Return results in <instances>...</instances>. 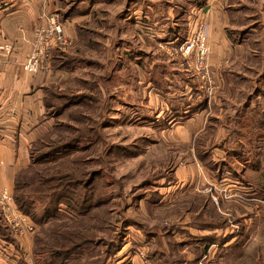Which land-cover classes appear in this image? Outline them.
<instances>
[{"label":"rangeland","instance_id":"obj_1","mask_svg":"<svg viewBox=\"0 0 264 264\" xmlns=\"http://www.w3.org/2000/svg\"><path fill=\"white\" fill-rule=\"evenodd\" d=\"M35 1L0 0V28L10 17L18 20L17 25L27 23L23 10L29 11L28 3L37 5ZM52 1L49 13L40 1L38 12L47 14L33 29L29 57L35 32L49 26L52 16L66 42L52 40L39 71L24 72L40 75L49 93L66 96L60 102L49 98L52 103L62 106L73 99L75 103L63 115L56 107H45L42 120L47 123L35 130L36 139L29 144L28 137L21 139L13 185L0 192H10L15 210L30 224L24 225L21 216L7 217L1 207L0 215L10 221L15 241L29 237L31 246L29 250L27 242L0 241L6 248L3 253L17 264L20 260L36 264L33 237L39 235L54 252L40 256L39 264H264V130L252 124L255 119L264 123V82L257 94L253 86L258 66L264 67V0H204L201 9L190 12L188 38L179 47L166 39L165 18L158 11L162 2H155L159 0L144 2L147 13L136 0ZM73 7L83 11L63 21L62 13L69 14ZM145 20L154 24L145 26ZM253 26L243 37L229 34ZM202 27L207 29L203 42L209 53L198 69ZM3 41L12 43L0 37ZM189 41L195 47L186 53ZM148 56L153 63L162 60L170 66L164 73L169 81L174 79L168 82L170 89L177 90L166 98L149 83ZM183 69L199 77L207 96L195 101L190 87L175 86L182 77L172 72ZM182 95L191 105L187 115L177 118L165 100ZM210 120L219 132L203 146L199 140L204 133L210 135L206 129ZM20 132L25 135L29 130H13L12 135L19 138ZM75 141L80 142L71 144ZM68 145L74 147L56 154ZM79 157L88 163L76 171L74 181L63 180L70 170L62 176L55 170ZM219 166L223 168L218 170ZM46 169L55 173L39 182L35 174ZM93 171L99 174L88 186ZM20 177L21 182L28 179L34 191L37 187L49 191L31 195L37 205L33 215L16 207L14 182ZM63 189L73 198V194L85 198L64 199L58 217L48 214L39 220L52 203L49 193ZM86 200L92 208L106 202L111 219L100 216L86 222L81 212ZM91 227L97 230L94 238ZM55 229L67 231L69 238L65 234L58 241Z\"/></svg>","mask_w":264,"mask_h":264},{"label":"trees","instance_id":"obj_2","mask_svg":"<svg viewBox=\"0 0 264 264\" xmlns=\"http://www.w3.org/2000/svg\"><path fill=\"white\" fill-rule=\"evenodd\" d=\"M139 3H138V2ZM151 0H136V2L138 3L137 7L139 8L140 6H142V8L144 9V11L147 13L148 10V6H146V4H144V2H150ZM155 2H162V4L160 3V6L158 8V11L161 13L160 16H162V18H165V24L167 26V37L166 39L170 42H174V46H181L184 42H186L187 38H188V32L187 35L185 34L186 31L189 28V22L187 21V18L190 15L191 11H194L196 9H201L204 5V0H172V1H168V0H159V1H155ZM77 11H83V9L81 7H73V9L70 10L69 14L66 13H62V20L66 21L70 19V16ZM175 13L174 17H170V13ZM149 13H151V11H149ZM259 14V19L262 17V14ZM69 17V18H68ZM192 17V16H191ZM68 18V19H67ZM72 18V17H71ZM145 19V17H144ZM147 25L145 26H152L154 24V22H149L146 21ZM179 29V31H178ZM252 30H254V26L251 28H248L246 30H244V33L240 32L238 33V31L236 32H230L229 34L235 35L238 34L239 37H243L244 35L249 34ZM236 38V37H235ZM229 39H231V35H229ZM176 40V41H175ZM233 41H237L236 39H233ZM141 55L144 56L146 53L144 52H137L136 55ZM57 61V60H56ZM59 61V60H58ZM57 61V62H58ZM156 62H154V58L148 56V64L151 68L150 73H148L149 75V83H151L155 88L156 91L159 92L160 94L164 93V98H166V94L169 92H174L177 89H170V83L174 82V79L172 81H169V79H166L167 74L164 73L165 69H170V66L168 64L165 63V61L162 60H155ZM63 63V62H60ZM153 63V65L151 66V64ZM171 65V64H170ZM67 66V64H63L61 65V70H64L65 67ZM258 70L255 72V77L257 78L255 81L253 80V86L255 87L254 89V94H257L260 90H261V84L264 82V67L263 69H261V66H258L257 68ZM170 71V70H169ZM172 74L174 75H181L182 80L175 84V86L181 88V89H185L186 87H190L191 90L194 92V96H192L193 100L198 101L200 100L201 96H207L208 94H206V92L202 89L201 84H200V80L198 76L195 75H188V72L183 70H177L175 73L172 72ZM154 75V76H153ZM165 80L167 82H165ZM170 82V83H168ZM203 86V85H202ZM49 91V87L45 86L44 87V106L47 107L48 109H55V111L57 113H60V115L65 114V112L67 111L66 109H68L69 107H71L74 103H75V99L71 100L68 103H65L61 106V104L56 105V103H52V101L49 98L52 99H57V102L63 101L66 99V96L63 95H53L52 92H48ZM48 92V93H47ZM47 93V94H46ZM66 95V94H64ZM89 99L88 95L86 97V99ZM207 98V97H206ZM248 98V96H247ZM167 101V106L170 109L171 113L176 114L175 117L177 118H183L185 115H187V111L189 110V107L191 105V101L188 99V97L186 95H182L181 97H176V98H171ZM202 106H200V109L204 106L203 103H201ZM207 105V104H206ZM63 108H65V111L63 110ZM264 112V111H263ZM173 118V117H172ZM240 119V116L238 117ZM236 121V119L234 120V122ZM218 122V120H217ZM255 128L257 130H264V123L262 119H255V121H253L252 123ZM210 133V135H208L207 133H204V135L200 138L199 140V144L203 145V146H208L209 143L211 142V139L209 141V137H213L212 140H214V136L216 133L219 132V127L218 125L213 124V122L210 120L209 123L207 124V128H206ZM81 141V140H80ZM73 142L71 144L73 145H78V143L80 142ZM73 145H68V146H61L57 151L56 154H62L63 152H67L69 150H71L74 146ZM201 156H206V154L202 151L201 152ZM48 156H44L42 158L41 161H43L45 158H47ZM88 161L87 160H83L82 158H74L72 159L68 164H66L64 162V166L60 169H57L55 171H57V173L62 176L64 174V172L69 169L70 172L67 174V176L63 177L64 179H69L70 181H74V179L76 178V171H80L85 164H87ZM105 161H102V164H104ZM63 164V163H62ZM248 164V162L246 163ZM223 166H219L218 170L222 169ZM55 171L53 170H48L46 169L45 172L46 173H36L35 176H39L40 181H45L46 179H44L46 176H53L52 174L55 173ZM94 172V171H93ZM79 174L82 175V172H79ZM99 173L94 172L91 175V179L90 181H88L89 183L87 184L88 186L96 179V177L98 176ZM16 179V178H15ZM25 180L21 182V177L20 179L18 178V180H15V189H16V195H15V203H16V207L17 209H21L22 211H24L27 215L29 214H35V207L37 206L35 204L34 201H32V197L31 195L34 193L35 195L39 196V195H45L47 193H43V192H49L47 190H40V187L35 188L36 191H34V187H30L29 185H27L28 183V179L24 178ZM23 180V177H22ZM86 182V181H85ZM29 184V183H28ZM27 192L31 193V194H27ZM49 200L52 202L51 204H49L46 208L45 211L43 212L42 216H40L39 220H46L45 216L49 214V217L52 218H56L58 217V212L60 211V204L64 203V199H71V200H84L85 196L84 195H75L73 194V196L75 198L72 197V195H68V193L66 192V190H61V191H51V193H49ZM98 198V197H97ZM104 200V199H103ZM67 202V201H66ZM69 204V203H68ZM83 209L81 212H83L87 217H86V222L89 223V221H91L92 219H95L97 217H100L102 219H111V215H109V211L108 208L104 207L106 202L100 203L99 206H94L92 208V205L88 203V200H86L85 202H81ZM98 207V209H97ZM92 209V210H91ZM210 210L214 209V205L210 204ZM93 211L94 213L98 212L100 213L99 215H96L93 217ZM215 216V215H214ZM87 223V224H88ZM218 223V221L216 222ZM79 224V223H78ZM206 225V223H205ZM59 227V226H58ZM62 227V226H61ZM66 227V226H65ZM68 228V227H66ZM57 229V228H56ZM56 229L53 233L54 236H56L58 238V241H62L64 240L62 235L67 234L64 231H58L56 232ZM91 229H93V231L91 232L90 236H92V238L95 237L96 234V229L94 227H91ZM71 233H74V231H71ZM52 235V236H53ZM6 236V237H4ZM70 235L67 234V238H69ZM0 241H6L7 243H14L15 242V237H13L12 234V229L11 227L7 224V222L4 220V217H2L0 215ZM33 243H34V247H33V257H34V261L36 262V264L40 263V256H44V255H51L54 256V252L52 250L53 246H50V243H48V241L45 240L44 237H41L39 235H35L33 237ZM20 264H24L23 260H20L19 262Z\"/></svg>","mask_w":264,"mask_h":264},{"label":"crops","instance_id":"obj_3","mask_svg":"<svg viewBox=\"0 0 264 264\" xmlns=\"http://www.w3.org/2000/svg\"><path fill=\"white\" fill-rule=\"evenodd\" d=\"M40 1L45 3V6L47 5L46 0ZM40 1H35L37 5L33 2L28 3L29 11L26 8L23 10V15L27 14L29 19L24 24L25 27L17 25L18 20L10 17L6 23L2 22L0 28L2 34L0 37H6L14 45V52L10 56L0 55L2 56L0 57V189L11 188L13 185L17 168V163L14 164V162L20 160L17 156V149L22 146L21 139L28 137L27 144H29L36 139L35 130L43 129L47 123H43L46 120H42L46 112L42 93V86L44 87L45 82L41 81L40 75L29 76L23 69V65L32 51L33 29L41 23L42 15L51 12L53 5L51 4L53 1L49 0V5L45 8L48 11L41 12L39 10L38 12ZM10 26H12V30L8 28ZM39 118L41 121L38 122ZM23 129L29 130V132H26L25 135L20 132L19 138L12 135L13 130L23 131ZM26 238L28 241L24 242L23 239H18V241H21V244L27 242V248L30 250V238ZM10 246L13 245L10 244ZM3 249H6L5 246L0 247V264H17L3 253ZM23 263L27 264L26 261Z\"/></svg>","mask_w":264,"mask_h":264},{"label":"built area","instance_id":"obj_4","mask_svg":"<svg viewBox=\"0 0 264 264\" xmlns=\"http://www.w3.org/2000/svg\"><path fill=\"white\" fill-rule=\"evenodd\" d=\"M207 29L202 27V30L199 32V39L201 44H199V63L198 69L206 63L205 55H208L209 48L203 42L205 40V36ZM64 32L61 25L57 22L56 17L52 16L49 18V26L41 27L35 32V48L32 55L28 58L26 63L24 64V70L26 73L35 74L39 71L40 66L43 64L45 57L48 54L52 46V40L64 41ZM191 43V41H189ZM195 45L193 43L189 44L185 51L186 53H190ZM184 48V47H183ZM14 52V48L12 43L9 41L0 43V55L10 56ZM205 68V67H204ZM0 207L7 217L16 216L19 219V216L23 217L22 221L24 225H29V221L27 217L22 216L17 210H15L12 197L9 191L5 190L0 192ZM8 220V219H7ZM9 221V220H8ZM7 221V222H8ZM10 222V221H9ZM8 222V223H9ZM31 228V227H29Z\"/></svg>","mask_w":264,"mask_h":264}]
</instances>
